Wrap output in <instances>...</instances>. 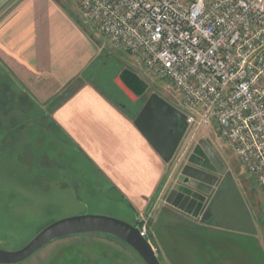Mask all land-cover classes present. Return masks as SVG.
I'll list each match as a JSON object with an SVG mask.
<instances>
[{
    "label": "rangeland",
    "instance_id": "obj_1",
    "mask_svg": "<svg viewBox=\"0 0 264 264\" xmlns=\"http://www.w3.org/2000/svg\"><path fill=\"white\" fill-rule=\"evenodd\" d=\"M77 14L76 0H57ZM82 23L102 50L87 71V77L111 101L139 110L151 94L158 95L181 112L180 94L164 81L148 77L136 59L111 45L97 30ZM136 73L149 88L135 103L115 84L123 70ZM19 88L0 68V113L19 101ZM19 103V102H18ZM9 109V108H8ZM15 110V108L13 109ZM14 111L0 114V249L13 251L28 243L41 229L68 217L96 215L134 224L137 216L130 201L110 189L107 179L85 150L48 125L27 123L24 115ZM28 119L33 116L28 115ZM184 123V121H183ZM19 124V125H18ZM0 126H2L0 124ZM185 126V123H184ZM207 138L227 165L212 201V220L227 228L230 237L239 240L264 264V190L234 159L216 128L202 125L194 136L182 137L172 160L165 164L162 180L170 177L167 189L181 180V169L194 145ZM84 147V146H83ZM93 156L95 147L86 146ZM153 152V151H152ZM107 168V165L104 164ZM151 241V234L147 236ZM153 245V244H151ZM161 264L169 261L152 246ZM19 264H144L125 243L99 235L60 238L41 248Z\"/></svg>",
    "mask_w": 264,
    "mask_h": 264
},
{
    "label": "crops",
    "instance_id": "obj_2",
    "mask_svg": "<svg viewBox=\"0 0 264 264\" xmlns=\"http://www.w3.org/2000/svg\"><path fill=\"white\" fill-rule=\"evenodd\" d=\"M73 12L57 0H0V68L18 86L20 99L0 114L24 108L27 123H43L78 142L110 189L144 218L149 242L169 264H255L243 244L212 220V207L210 219L201 222L165 204V163L133 120L88 79L102 46L80 24L78 8ZM86 146L95 147L94 156Z\"/></svg>",
    "mask_w": 264,
    "mask_h": 264
},
{
    "label": "built area",
    "instance_id": "obj_3",
    "mask_svg": "<svg viewBox=\"0 0 264 264\" xmlns=\"http://www.w3.org/2000/svg\"><path fill=\"white\" fill-rule=\"evenodd\" d=\"M76 1L84 22L180 94L185 134L212 125L264 190V0Z\"/></svg>",
    "mask_w": 264,
    "mask_h": 264
},
{
    "label": "water",
    "instance_id": "obj_4",
    "mask_svg": "<svg viewBox=\"0 0 264 264\" xmlns=\"http://www.w3.org/2000/svg\"><path fill=\"white\" fill-rule=\"evenodd\" d=\"M115 84L131 102L142 97L148 88V84L129 69L122 71ZM184 119L182 112L153 93L138 110L132 123L167 164L174 157L184 135ZM187 162L180 172L183 184L170 188L164 202L194 219L206 222L211 217L213 195L226 173L227 165L207 138L198 141ZM139 221L138 216L134 224L96 215L60 219L41 229L20 249H0V264H19L55 240L88 233L102 234L125 243L144 264H161L148 238L141 235Z\"/></svg>",
    "mask_w": 264,
    "mask_h": 264
},
{
    "label": "trees",
    "instance_id": "obj_5",
    "mask_svg": "<svg viewBox=\"0 0 264 264\" xmlns=\"http://www.w3.org/2000/svg\"><path fill=\"white\" fill-rule=\"evenodd\" d=\"M112 103H114V105L115 106H117L118 108H120L122 111H123V113H125L131 120H133L134 119V116L136 115V113L138 112V110H132L131 109V107H129L130 109H129V112L128 111H126L125 109H123V108H121V105L119 104V103H117V102H113L112 101ZM80 235H99V236H104V237H107V238H111V237H109V236H105V235H102V234H90V233H88V234H79V235H75V236H80ZM71 237V236H70ZM67 238V237H66ZM63 239V238H62ZM114 239V238H113Z\"/></svg>",
    "mask_w": 264,
    "mask_h": 264
},
{
    "label": "flooded vegetation",
    "instance_id": "obj_6",
    "mask_svg": "<svg viewBox=\"0 0 264 264\" xmlns=\"http://www.w3.org/2000/svg\"><path fill=\"white\" fill-rule=\"evenodd\" d=\"M148 88H149V86H148ZM148 88H147V90H148ZM147 90H146V91H147ZM146 91H145V92H146ZM144 94H145V93H144ZM140 98H141V97H140ZM128 100H129V99H128ZM138 100H139V99H138ZM138 100H137V101H138ZM129 101H130V100H129ZM137 101H135V102H137ZM130 102H131V101H130ZM135 102H133V103H135ZM120 105H121V104H120ZM122 106H123V109H125L126 111L129 112V109H130L129 107L124 106V105H121V107H122ZM184 135H185V132H184ZM184 135H183V137H184ZM197 143H198V142H197ZM197 143L194 145V147L197 145ZM194 147H193V149H194ZM193 149H192V151H193ZM192 151L189 153V156L191 155ZM189 156H188V157H189ZM188 157H187V159H188ZM187 164H188V162H187ZM187 164H184V166L187 165ZM184 166H183V167H184ZM181 170H182V169H181ZM206 171H207V170H206ZM207 172H208V171H207ZM183 181H184V178L181 177L180 182H178V184H177L176 186H179V185L183 184Z\"/></svg>",
    "mask_w": 264,
    "mask_h": 264
}]
</instances>
